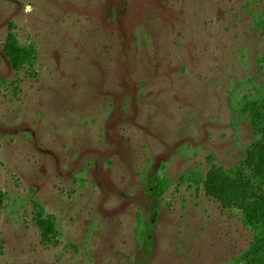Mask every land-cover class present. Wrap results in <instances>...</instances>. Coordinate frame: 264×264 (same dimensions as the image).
<instances>
[{
  "label": "rangeland",
  "instance_id": "obj_1",
  "mask_svg": "<svg viewBox=\"0 0 264 264\" xmlns=\"http://www.w3.org/2000/svg\"><path fill=\"white\" fill-rule=\"evenodd\" d=\"M259 16L264 0H0V264L245 263L242 211L181 179L249 173L233 103L264 83ZM219 187L264 193L244 172Z\"/></svg>",
  "mask_w": 264,
  "mask_h": 264
},
{
  "label": "trees",
  "instance_id": "obj_2",
  "mask_svg": "<svg viewBox=\"0 0 264 264\" xmlns=\"http://www.w3.org/2000/svg\"><path fill=\"white\" fill-rule=\"evenodd\" d=\"M256 25L264 35V17L256 19ZM28 59H22L20 65L23 66ZM258 66L264 69V51L258 59ZM238 115V117H237ZM233 117L235 120L244 119L251 123L252 145L247 151L243 164L249 168V173L241 168L225 171H218L217 178L213 179L199 171H188L181 179L182 183L193 184L197 189L202 186L209 195L221 199L226 205L235 206L242 211L245 225L253 233V241L250 248L244 253L243 264H264V193H241L230 192L221 195L219 183L229 177L240 176L243 172L253 182L264 186V83L254 84L249 94L243 95L242 99L233 103ZM237 118V119H236ZM171 182L166 176L156 174L151 188L152 193L157 197H162L170 188ZM6 199V193L0 188V218L1 210ZM37 212L46 221L51 231L58 232L57 224L44 205L37 200L33 201ZM141 243L149 245L146 231L142 229ZM238 261H240L238 259ZM239 263V262H238Z\"/></svg>",
  "mask_w": 264,
  "mask_h": 264
}]
</instances>
